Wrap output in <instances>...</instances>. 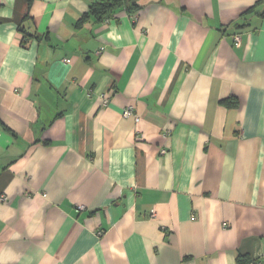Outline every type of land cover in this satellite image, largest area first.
<instances>
[{"label":"crops","instance_id":"obj_1","mask_svg":"<svg viewBox=\"0 0 264 264\" xmlns=\"http://www.w3.org/2000/svg\"><path fill=\"white\" fill-rule=\"evenodd\" d=\"M95 1L0 0V264H264V0Z\"/></svg>","mask_w":264,"mask_h":264},{"label":"trees","instance_id":"obj_2","mask_svg":"<svg viewBox=\"0 0 264 264\" xmlns=\"http://www.w3.org/2000/svg\"><path fill=\"white\" fill-rule=\"evenodd\" d=\"M120 7H124V10L131 12L137 7L136 0H99L92 2L89 11L80 18L78 23H83L92 17L99 21H105L113 16L115 10ZM223 103L230 105L233 102L223 101Z\"/></svg>","mask_w":264,"mask_h":264},{"label":"built area","instance_id":"obj_3","mask_svg":"<svg viewBox=\"0 0 264 264\" xmlns=\"http://www.w3.org/2000/svg\"><path fill=\"white\" fill-rule=\"evenodd\" d=\"M235 41H236L237 44H239L241 42V38L239 36H237V37H235ZM66 63H71V59H67ZM101 100H102V106L106 107L108 105V103H109V95L108 94L103 95ZM133 113H134V111H133L132 108H127V109H125V111L123 113V116L124 117H130V116H133ZM134 117H135L137 122H140V117L139 116H134ZM165 152H166L165 150L162 151V153H165ZM79 208L83 209L82 206H80ZM99 234H101V233H99Z\"/></svg>","mask_w":264,"mask_h":264}]
</instances>
